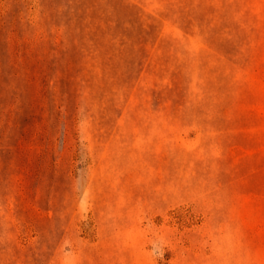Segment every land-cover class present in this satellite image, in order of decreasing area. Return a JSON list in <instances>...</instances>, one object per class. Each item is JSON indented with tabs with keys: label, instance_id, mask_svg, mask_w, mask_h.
<instances>
[{
	"label": "rangeland",
	"instance_id": "obj_1",
	"mask_svg": "<svg viewBox=\"0 0 264 264\" xmlns=\"http://www.w3.org/2000/svg\"><path fill=\"white\" fill-rule=\"evenodd\" d=\"M0 264H264V0H0Z\"/></svg>",
	"mask_w": 264,
	"mask_h": 264
}]
</instances>
